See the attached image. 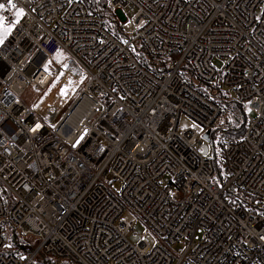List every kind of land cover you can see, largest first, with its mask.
Here are the masks:
<instances>
[{
	"label": "built area",
	"instance_id": "built-area-1",
	"mask_svg": "<svg viewBox=\"0 0 264 264\" xmlns=\"http://www.w3.org/2000/svg\"><path fill=\"white\" fill-rule=\"evenodd\" d=\"M106 2L134 36L82 0H0V264H264V0ZM214 83L248 110L236 139Z\"/></svg>",
	"mask_w": 264,
	"mask_h": 264
},
{
	"label": "trees",
	"instance_id": "trees-1",
	"mask_svg": "<svg viewBox=\"0 0 264 264\" xmlns=\"http://www.w3.org/2000/svg\"><path fill=\"white\" fill-rule=\"evenodd\" d=\"M87 7L95 14H98L106 19V14L109 12V8L107 7L106 0H82ZM110 29V28H109ZM137 48V56L139 59L143 60L145 65L153 72H160L163 69H165L168 58L160 60L156 63L146 54L142 46L139 44L135 45ZM174 55H171L170 58H172ZM198 87L207 92L210 93L211 96L214 98L215 101L218 103L223 104L224 109V129H223V135L226 137H229L230 139H236L238 138L243 130H244V121L246 119V116L248 115V110L246 109V106L243 103H240L235 100H230L228 96L221 92L218 89V85L216 83L214 84H208V85H198ZM219 131V128H217L214 131V134L211 136V140H214L215 133ZM214 165H215V175L214 179L219 178L221 175L220 168L218 163L215 159H213ZM15 244L13 245L12 251H20L19 249H24V251H28L32 247V242H26L22 238L17 237L14 241Z\"/></svg>",
	"mask_w": 264,
	"mask_h": 264
},
{
	"label": "rangeland",
	"instance_id": "rangeland-1",
	"mask_svg": "<svg viewBox=\"0 0 264 264\" xmlns=\"http://www.w3.org/2000/svg\"><path fill=\"white\" fill-rule=\"evenodd\" d=\"M130 16L131 14L129 13L127 16H123L121 15L119 12L110 9L109 12L106 14V25L110 28V30H112V32H114V34L120 38L121 40H127L129 37L134 36L135 34V28L132 25V22L130 20ZM0 34H3V31H0ZM213 65L216 68L221 67V61L220 59L214 58L212 61ZM189 74V73H188ZM63 81V80H62ZM58 89V87H57ZM57 89H53L51 94H55ZM34 97V93L31 91L30 88H28L25 93L22 96V100L25 103H30V101L33 99ZM230 98V96H229ZM250 114L252 112H249ZM227 115V114H225ZM224 116L221 115L220 120L217 124L221 125L222 122H224ZM179 126L180 127H186V126H196L195 123H193L191 120H189L187 117L182 116L179 122ZM202 146L204 149V155L207 157H210L212 159H215L216 162L219 165L220 168V172L223 173L224 171V163L222 160V156H221V152H220V148L217 144L216 140H203L202 142ZM112 187L114 188V190L119 191L120 190V184H118L117 182H114L112 184ZM8 208H7V213H8ZM125 217L127 218V220L131 223V226L133 228V230L136 232V236H132L130 237V239L134 242H137L141 237H146L149 242L151 244H154V236L153 234L147 230V228L142 224V222H140L132 213L130 212H125ZM4 226H6V224H4ZM19 238H22L24 241L26 242H35L36 239L34 237L31 236H27V237H23V236H19Z\"/></svg>",
	"mask_w": 264,
	"mask_h": 264
},
{
	"label": "snow or ice",
	"instance_id": "snow-or-ice-1",
	"mask_svg": "<svg viewBox=\"0 0 264 264\" xmlns=\"http://www.w3.org/2000/svg\"><path fill=\"white\" fill-rule=\"evenodd\" d=\"M8 4H10L12 8H16L17 7L16 4L13 3V0H8ZM4 8H5V4L0 3V9H4ZM15 15H16V19L12 23H18L19 22V18L23 15V9H18ZM4 19L5 18L3 16H0V28L3 27V21H4ZM10 30H11V28L5 29L4 32H3V34H0V43H3V40H4L5 35Z\"/></svg>",
	"mask_w": 264,
	"mask_h": 264
},
{
	"label": "water",
	"instance_id": "water-1",
	"mask_svg": "<svg viewBox=\"0 0 264 264\" xmlns=\"http://www.w3.org/2000/svg\"><path fill=\"white\" fill-rule=\"evenodd\" d=\"M203 138H204L205 140H209V132H208V131H206V132L203 134Z\"/></svg>",
	"mask_w": 264,
	"mask_h": 264
}]
</instances>
